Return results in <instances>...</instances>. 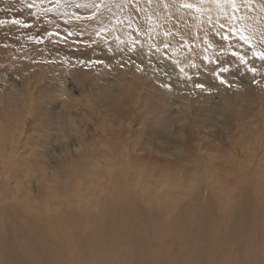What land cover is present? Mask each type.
<instances>
[{"label":"rangeland","instance_id":"1","mask_svg":"<svg viewBox=\"0 0 264 264\" xmlns=\"http://www.w3.org/2000/svg\"><path fill=\"white\" fill-rule=\"evenodd\" d=\"M166 1L0 0V231L15 243L29 245L37 229L49 250L65 251L63 264H87L74 243L77 227L92 237L88 229L120 215L130 238L142 233L150 241L144 250L156 254L162 242L163 255L171 251L178 262L195 245L209 252L216 245L171 243V226L186 212L209 215L222 244L211 260L250 264L247 254L264 242V98L254 92L264 88V0L219 1L234 18L247 7V16L260 19L262 37L245 34L238 19V34L216 36L217 48L209 33H220L198 27V11L168 0L172 12ZM174 33L188 42L173 49ZM142 48L147 52L135 51ZM148 65L171 85L152 83ZM132 67L146 77L144 86L130 85ZM245 81L253 93L240 91ZM104 88L117 104L94 99ZM222 94L233 101L231 111ZM206 100L221 107L203 117L196 106ZM186 101L194 106L189 114ZM223 214L228 223L243 216L254 231L223 234ZM55 224L67 226L68 240ZM19 251L23 259L2 258L52 264ZM116 262L114 256L108 264Z\"/></svg>","mask_w":264,"mask_h":264},{"label":"bare ground","instance_id":"2","mask_svg":"<svg viewBox=\"0 0 264 264\" xmlns=\"http://www.w3.org/2000/svg\"><path fill=\"white\" fill-rule=\"evenodd\" d=\"M216 1H217L216 3H215V0H182L181 1L183 3V5L185 4V7L183 6L184 7L183 10H185V11L187 10L186 12L191 13L193 15V13L195 14L198 11L199 12L198 16H199V14H201L198 18L200 19V24H202V25L199 24L198 27H200V28L206 27L208 29H213V30L220 33V35H218V33H212V32H211L212 34L209 33L210 45L212 44L217 48L218 45L216 44V42H222V41L219 39L220 37L218 38L216 36H221V34H223V33H225L226 35H228L229 33H232L234 36L236 34H238V31L241 29V28H239V30L237 31L238 27L236 25H238V19H241V21L243 23V29L242 30H244L245 34H247V32H250V33L256 34L257 36H258V34L261 36V31L259 30L260 29V19L258 22L255 19L253 13H251L250 11L248 12L249 14L247 16L245 14V12L248 11L247 7H245V9H243V10L240 9V11H239L240 15L237 18H234V16H231L232 14H229V12L225 13V8L223 7L224 4H219L220 0H216ZM166 2L169 6V9L173 12V8L175 7V5L173 3L175 2V0L173 3L171 1H168V0ZM188 6H190L192 8V10L187 9ZM109 7H112V6L109 5ZM255 9L259 13L258 5L255 6ZM174 10H175V8H174ZM110 11H112V10L110 9ZM112 13H114V12L112 11ZM109 14H110V12H109ZM195 15H197V14H195ZM195 18H197V17H195ZM211 24L213 26L210 28L209 25H211ZM235 26L237 27V29L234 28ZM139 29L141 30L140 27H139ZM142 29H143V27H142ZM243 35H244V33H243ZM125 36H127V35H125ZM250 38H255V37L250 36ZM255 39H257V38H255ZM121 40H122V37H121ZM187 42H188V39L185 40V36L183 34L174 33V37H173V40L171 41L170 45L173 49H177V47H179L181 43L186 44ZM223 43H225V42H223ZM132 44H133V42H132ZM128 46L129 47L131 46V48L132 47L134 48V45L128 44ZM101 51L104 52L107 50L101 48ZM135 51L137 53L147 52L146 48L136 49ZM251 58L252 57H250L249 60ZM263 66H264V64H263ZM132 68H133V70L132 69L129 70V73L127 75L129 77V79L131 80L130 85H132V83H133V85H132L133 88H135L136 85H139V86H141L142 84L145 85V83H143L144 82L143 80L146 79L145 76L153 79L154 82H152V83H156L160 86H167L168 87L171 85V84L166 82L164 77H161V78L153 77V76H158L161 73H158L154 68H152L149 65L147 66V71L149 72V74H145V76L144 75L142 76V73L139 72L136 68H134V67H132ZM137 75H139V76H137ZM97 84L98 85H95L96 88L102 87L101 86L102 84H100V83H97ZM205 84H207V83H205ZM144 85H142V86H144ZM238 86L240 88V91L246 92V93H244L246 95H247V92H249L251 89V87H250L251 85L249 82H246L244 85L238 84ZM252 88H253V86H252ZM153 90L155 92V88ZM254 92H256V97H258L259 99L264 98V88H261V86H259L258 88L256 87V91H254ZM251 93H253V91L252 92L250 91L248 94H251ZM235 95L239 96L238 92ZM220 96L223 97V100H225L224 109L231 111V109L235 107V106L233 107V105H232L233 101L231 104V102H229L227 100V99H230L229 97H227V95L222 94ZM93 97H94V99H97V101L100 104H109L108 102L117 104L116 99H115V93L112 92L111 90L106 89V88H104L103 93L101 94V96L99 98L96 96V91L93 92ZM207 98L210 99L208 96H207ZM239 98L240 97H238V99ZM261 102H262V100H261ZM186 103H187L186 113L189 114L188 113L189 109L194 108V106H192L189 101H186ZM206 107H209V109H205ZM218 107H221V103L219 104L217 101L210 102L208 100H206L203 104L196 106V108H198L200 110V112L199 113L197 112V113L203 117H207V114H206L207 112L210 113L211 110L218 109ZM242 213H244V211H242ZM149 216H150L149 212H147V214L144 213L142 215L143 221L147 222V219ZM225 216L226 215H224V217ZM229 216H231V215H229ZM244 216H246V214H244ZM137 217H138V215H137ZM185 217H186V219H185ZM192 217H195V220L199 223V224L196 223L197 225L195 227L192 225V223H193L192 221H190L191 224L188 223V220H190ZM208 219H209V215L205 212L200 213L199 216H197V217L194 216L192 214V212H190V213L186 212L185 214H183L181 220H179L177 223H175L174 225L171 226V227H175V228L170 227L172 239H171V237L169 239L172 240L171 243L175 244L176 240L183 241L184 239H185V242L189 245H194L195 243L197 244L198 243L197 240H199V241L203 240V241H205L206 244L213 241V243H215L216 245L214 248H212V252L218 256L219 253L222 251L221 239L213 238L212 233L214 231H212L211 225H210V222L208 221ZM224 220L226 221V224L221 223L219 229L218 228L217 229L220 232H222L225 229L227 231V235H229L233 238L239 237L237 235H238V232L241 231L240 228L241 229L244 228L243 229V231H244V230H246V228L248 226V230L252 229V231H254V229L252 228V225L250 226V225L246 224L248 222V220L246 218H244L243 216H241L240 219L236 218L234 223H232V221L230 219H229V221H231V222L228 223L227 217H225ZM127 221H128L127 217H126V219H123L122 216L118 215L117 217H115L113 219V222L111 223L110 226L102 225V226L92 227V229H88L87 230L88 234L91 235L92 237L85 235L82 232L81 226H78L76 229L77 234H76L74 243L77 244L78 252L80 253V255L83 256L82 260H87V264H108V261L114 259V256H115L116 259H118L120 261V264H128L127 259H129L130 263L132 261L135 264H233V261H230V259H228L229 257L228 258L225 257L226 261H224L223 259L220 260V258L218 261L216 259L211 260L212 252L205 250L204 248H206V247H204V248L200 247L199 248V246H197V245H195L187 253H184L181 256L182 258L178 262L174 261L175 257H173L171 251H167L165 253V255H163L162 252L165 249V247H164L165 244L162 242L159 243V245H154V247L156 246L155 248L158 249L156 254L149 249L144 250L148 246H150V248H152L150 241H148L146 236L143 235L142 233H134L135 236H134V234H132L134 236L133 239L130 238V236L126 232V228H125V225H126L125 223ZM134 221H136V220L134 219ZM186 223L190 224V225H185ZM255 225H256V223H255ZM53 227L55 228V230L57 231V233L59 234L61 239L68 240V237L66 235L67 226L55 224ZM257 229H259V228H257ZM20 234L25 235L26 231L21 232ZM223 234H225V233H223ZM13 237L14 236L11 234H10V236H8L7 234L0 231V264H7L6 260L3 259L4 257H7L9 259L10 258L23 259L22 257L24 254L22 253V251H19V249H21V250L30 249L33 252H36V254H38L39 258L52 261V264H63V262H61L59 259L62 256L65 257V251L64 250H62V251L61 250H54V249H52L53 247L50 248L52 250H49L48 249V243L46 242L45 234H43L41 231L36 229L35 231H33V233H31V241H30L29 245H27V246H22L21 244L15 243L13 241ZM56 237L58 238L59 243L62 244L63 241H61L57 235H56ZM243 238H246V237L243 236ZM255 244H256V249L247 254L248 255V257H247L248 261L250 264H264V242L259 243V245H257L258 243H255ZM108 245H109V247H108ZM199 245L201 246L203 244H199ZM131 247H132V250H130ZM208 249H210V248H208ZM224 249L227 250V248H224ZM100 251L104 252L103 257L91 258L95 254H97V252H100ZM112 251H114V252H112ZM129 251H131V253L128 255ZM111 256H113V258H110ZM230 258H232V257H230ZM100 261H104V263H100ZM11 262H13V261L11 260ZM115 264H119V263L116 262Z\"/></svg>","mask_w":264,"mask_h":264}]
</instances>
